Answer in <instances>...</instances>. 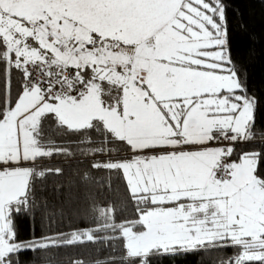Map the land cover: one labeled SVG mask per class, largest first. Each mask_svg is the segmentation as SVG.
Segmentation results:
<instances>
[{
  "label": "snow or ice",
  "instance_id": "1",
  "mask_svg": "<svg viewBox=\"0 0 264 264\" xmlns=\"http://www.w3.org/2000/svg\"><path fill=\"white\" fill-rule=\"evenodd\" d=\"M224 20L220 0H0V67L9 77L0 264L94 242L108 229L128 264L224 248L236 252L220 264H264V152L235 155L256 136L257 101L227 51ZM12 70L24 81L15 101ZM52 124L84 136L80 145L98 134L101 146L81 151L117 157L92 167L123 179L135 219L117 224L115 208L98 207L97 227L19 239L13 214L32 206L34 181L53 171L39 163L72 154L46 138Z\"/></svg>",
  "mask_w": 264,
  "mask_h": 264
},
{
  "label": "trees",
  "instance_id": "2",
  "mask_svg": "<svg viewBox=\"0 0 264 264\" xmlns=\"http://www.w3.org/2000/svg\"><path fill=\"white\" fill-rule=\"evenodd\" d=\"M224 7L223 28L227 33V51L231 56L240 82L247 95L257 101L255 109L256 136L249 143L236 145L235 155L244 152H264V0H220ZM23 76L10 73L11 99L15 101L22 89ZM9 77L0 67V106L9 98ZM46 138L56 146L67 148L71 155L53 154L38 165L52 169L34 181V203L27 211L14 213V222L20 240L29 241L56 233L97 227L96 209L115 208L117 224L136 218L134 204L123 179L117 173L104 168H93V163H103L116 156L97 153L85 155L82 148L100 147V137L92 132L93 143L80 145L84 136L58 129L54 124L46 127ZM119 147V145H107ZM123 153H121L122 158ZM264 170V159L258 160ZM55 169H61L56 173ZM94 242L78 243L61 248L21 252L19 264H128L123 241L119 233L102 230L94 233ZM236 249L181 255H152L149 264H220L233 256Z\"/></svg>",
  "mask_w": 264,
  "mask_h": 264
},
{
  "label": "rangeland",
  "instance_id": "3",
  "mask_svg": "<svg viewBox=\"0 0 264 264\" xmlns=\"http://www.w3.org/2000/svg\"><path fill=\"white\" fill-rule=\"evenodd\" d=\"M216 19H217V21L219 22V18L217 17ZM222 29L224 30L223 25H222ZM41 163H43V161H41V162L39 163V165H40ZM29 241H31V240H29Z\"/></svg>",
  "mask_w": 264,
  "mask_h": 264
},
{
  "label": "built area",
  "instance_id": "4",
  "mask_svg": "<svg viewBox=\"0 0 264 264\" xmlns=\"http://www.w3.org/2000/svg\"><path fill=\"white\" fill-rule=\"evenodd\" d=\"M24 82V81H23ZM241 144V143H240Z\"/></svg>",
  "mask_w": 264,
  "mask_h": 264
}]
</instances>
